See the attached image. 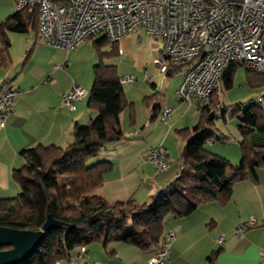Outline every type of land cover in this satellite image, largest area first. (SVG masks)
<instances>
[{"label": "crops", "instance_id": "crops-1", "mask_svg": "<svg viewBox=\"0 0 264 264\" xmlns=\"http://www.w3.org/2000/svg\"><path fill=\"white\" fill-rule=\"evenodd\" d=\"M17 13L15 0H0V25ZM25 16L30 20L26 32H7L10 42L7 54L2 52L0 39V89L9 84L18 93L13 112L7 116L4 126H0V199L14 198L21 193L13 172L25 165L23 151L38 146L65 148L73 142L74 129L87 126L96 117V113L88 108L90 90L86 97L75 103V110L70 111L63 106L62 95L75 86H81V81L70 73L69 59L73 50L67 52L48 45L39 36L31 13L26 12ZM132 35L138 33L120 40L118 51L127 48ZM156 41L155 57L163 48L162 41ZM183 77L175 83L176 91ZM258 84L248 82L247 78V85L258 88L263 96L260 98L264 99V86ZM153 87L157 90V85ZM176 91L166 88L164 100H156V103L152 99L146 103L147 97L144 98L141 103L144 109L140 113L136 102L124 95L120 120L125 138L104 149L97 158L112 165L104 176L102 187L96 191L108 203L132 199L139 204L149 203L179 176L181 155L186 145L181 131L193 130L200 121V112L194 102L173 99L174 95L177 96ZM260 98L257 100L259 103ZM216 99L217 96L213 100ZM154 107L158 108L155 114L152 113ZM165 108L172 110L167 123L160 119ZM225 129L233 142L226 143L227 137L220 143L211 140L206 149L228 159L234 166L241 163L243 142L264 145L263 134L253 131L243 136L233 121ZM150 146H163L167 150L169 169L166 172H157L146 160ZM187 173H192L191 169ZM251 219L256 220V225L248 227L243 234H237L236 230L246 226ZM171 231L175 238L164 264H264L261 257L264 251V169H258L255 177L236 183L229 202L202 204L185 218L169 217L165 235ZM221 237L224 240L219 244ZM157 249L152 247L141 251L133 245L119 242L105 248L94 243L86 246V260L93 264H149ZM214 252H217L214 261H208ZM58 264H72V258Z\"/></svg>", "mask_w": 264, "mask_h": 264}, {"label": "trees", "instance_id": "trees-1", "mask_svg": "<svg viewBox=\"0 0 264 264\" xmlns=\"http://www.w3.org/2000/svg\"><path fill=\"white\" fill-rule=\"evenodd\" d=\"M26 12L31 13L38 27L36 9L26 8L12 16L0 25L2 52L7 54L10 47L8 31H27L30 20L25 16ZM94 39L90 38L99 51V61L93 67L88 108L96 113V117L87 126H77L73 142L65 148L38 146L23 151L25 165L13 172L21 193L14 198L0 199V227L40 231L50 214L62 224L47 232L35 253L21 264H58L69 262L71 258L73 261L77 250L94 243L105 248L111 243H125L141 251L159 248L165 239V224L169 217L185 218L202 204L229 202L236 183L255 177L258 169H264V145L243 142L239 166L206 149V144L213 138L208 130L219 118L218 109H222L221 119L225 120L226 107L213 100L217 96L214 93L208 105L198 108V125L191 131H181L186 138L181 155L182 169L170 185L144 204L133 199L110 204L97 195L96 191L102 187L104 176L112 166L97 158L104 149L124 140L125 135L120 120L124 87L117 66L104 62L107 55L119 52V42L110 44L104 36L100 40ZM108 46L111 52H102V48ZM186 66V63L173 65L167 75L178 73ZM238 68V65H231L224 72L222 83L226 88L233 86ZM247 78L250 83L259 82L258 86H264V74L248 72ZM151 99L147 97L145 102ZM263 109L259 101H253L250 106L233 112L231 117L238 119L237 127L243 136L253 131L264 135ZM157 110L154 107L152 113ZM94 159L96 161L90 164ZM188 169L192 173H187ZM8 249L0 247V251ZM216 254L208 257V261L213 262Z\"/></svg>", "mask_w": 264, "mask_h": 264}, {"label": "built area", "instance_id": "built-area-1", "mask_svg": "<svg viewBox=\"0 0 264 264\" xmlns=\"http://www.w3.org/2000/svg\"><path fill=\"white\" fill-rule=\"evenodd\" d=\"M18 12L36 9L39 36L50 46L67 52L91 37L104 36L110 44L143 31L163 43L154 64L167 75L173 65L186 63L187 71L177 96L197 108L208 105L222 86L224 72L231 65L264 74V0H15ZM131 77L121 83L131 84ZM17 91L9 84L0 89V126L13 112ZM87 91L75 86L62 95L63 106L73 111ZM172 110L165 108L161 121L167 123ZM146 160L159 173L169 169L168 153L163 146H150ZM251 219L239 227L243 234L256 225ZM175 238L165 235L149 264H164ZM224 240L221 237L218 243ZM86 248L73 256L72 264H93L86 260ZM264 261V251L261 254Z\"/></svg>", "mask_w": 264, "mask_h": 264}, {"label": "rangeland", "instance_id": "rangeland-1", "mask_svg": "<svg viewBox=\"0 0 264 264\" xmlns=\"http://www.w3.org/2000/svg\"><path fill=\"white\" fill-rule=\"evenodd\" d=\"M135 33H138V35H132L131 42L127 45V48L123 49V51L119 50L118 53L113 55H107L104 62L106 64L116 65L120 78L131 77L134 79L133 84L123 85L124 95L136 102L138 113H140L141 109H144L141 105L144 98L150 97L155 103L156 100H164L166 88L169 90L175 89L176 91L174 87L175 83L184 76L183 74H185L187 70L186 68L182 69L181 72L173 74L170 77L160 74L158 68L154 64V58H156L155 51L158 44L157 41L143 31H137ZM102 37V35L97 36L95 41L100 40ZM93 42L92 40H88L78 46L72 51L71 59H69L71 75L74 79L81 81V87L85 88L86 91H89L92 87L94 78L93 67L98 64L99 61V51L95 48ZM102 52L110 53L111 48L109 46L104 47L102 48ZM247 73L244 67L238 68L234 75L233 86L228 89L222 83L221 90L218 92L216 101L219 102L221 106L226 107V112L224 114L225 120L223 121L221 119L222 109H218L216 114L219 119L217 118L214 121V127L208 130L213 134L212 140L217 143H220V140L225 137L228 138L226 143L233 142L232 139L228 137L229 135L227 136V132L224 131L227 130L225 128H228L231 121H233L235 125H238V119L236 117H231L233 112L239 108L242 109L243 107L250 106L251 102L257 101L260 97H263L258 88L249 87L247 85ZM170 80L172 82H170ZM154 85H157V90L154 89ZM173 99L179 101V98L175 95ZM259 105L264 107V102L261 101ZM221 133H224V135ZM95 161V159L92 160L90 164Z\"/></svg>", "mask_w": 264, "mask_h": 264}, {"label": "water", "instance_id": "water-1", "mask_svg": "<svg viewBox=\"0 0 264 264\" xmlns=\"http://www.w3.org/2000/svg\"><path fill=\"white\" fill-rule=\"evenodd\" d=\"M62 224L50 214L40 231L14 230L0 227V247L10 249L0 251V264H21L28 260L39 248L44 236Z\"/></svg>", "mask_w": 264, "mask_h": 264}]
</instances>
